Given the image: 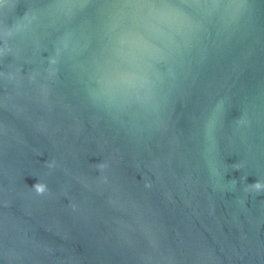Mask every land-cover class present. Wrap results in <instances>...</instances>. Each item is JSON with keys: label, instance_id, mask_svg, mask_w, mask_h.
I'll list each match as a JSON object with an SVG mask.
<instances>
[{"label": "water", "instance_id": "1", "mask_svg": "<svg viewBox=\"0 0 264 264\" xmlns=\"http://www.w3.org/2000/svg\"><path fill=\"white\" fill-rule=\"evenodd\" d=\"M0 264H264V0H0Z\"/></svg>", "mask_w": 264, "mask_h": 264}, {"label": "clouds", "instance_id": "2", "mask_svg": "<svg viewBox=\"0 0 264 264\" xmlns=\"http://www.w3.org/2000/svg\"><path fill=\"white\" fill-rule=\"evenodd\" d=\"M105 89H110L112 87V85L109 83V84H106L105 86ZM47 166L49 168H52L54 167V162H49L47 164ZM34 192L37 194V195H44L47 191H48V187L47 185L44 183V182H40L38 181L37 183H35L33 186H32Z\"/></svg>", "mask_w": 264, "mask_h": 264}]
</instances>
